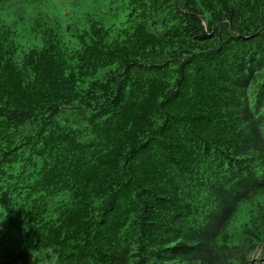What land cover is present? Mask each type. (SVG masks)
<instances>
[{"label": "trees", "instance_id": "1", "mask_svg": "<svg viewBox=\"0 0 264 264\" xmlns=\"http://www.w3.org/2000/svg\"><path fill=\"white\" fill-rule=\"evenodd\" d=\"M29 3L0 0V264H264V0Z\"/></svg>", "mask_w": 264, "mask_h": 264}, {"label": "rangeland", "instance_id": "2", "mask_svg": "<svg viewBox=\"0 0 264 264\" xmlns=\"http://www.w3.org/2000/svg\"><path fill=\"white\" fill-rule=\"evenodd\" d=\"M40 2L25 4L19 8L15 12L18 19L24 22L36 20L45 22L48 18L53 19L58 10L60 14L65 15H73L75 11H89L96 16L106 15L110 21L121 25L126 11V0H40ZM237 220L236 216L235 221Z\"/></svg>", "mask_w": 264, "mask_h": 264}, {"label": "water", "instance_id": "3", "mask_svg": "<svg viewBox=\"0 0 264 264\" xmlns=\"http://www.w3.org/2000/svg\"><path fill=\"white\" fill-rule=\"evenodd\" d=\"M205 25V24H204Z\"/></svg>", "mask_w": 264, "mask_h": 264}]
</instances>
